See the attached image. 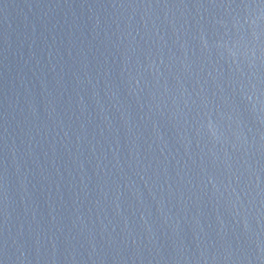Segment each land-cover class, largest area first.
<instances>
[{
  "label": "water",
  "instance_id": "water-1",
  "mask_svg": "<svg viewBox=\"0 0 264 264\" xmlns=\"http://www.w3.org/2000/svg\"><path fill=\"white\" fill-rule=\"evenodd\" d=\"M0 264H264V0H0Z\"/></svg>",
  "mask_w": 264,
  "mask_h": 264
}]
</instances>
